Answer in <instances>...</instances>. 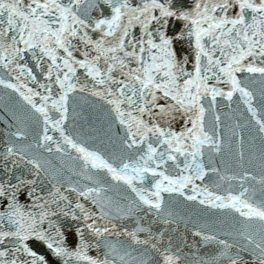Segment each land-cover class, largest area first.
Returning <instances> with one entry per match:
<instances>
[{"label": "snow or ice", "instance_id": "obj_1", "mask_svg": "<svg viewBox=\"0 0 264 264\" xmlns=\"http://www.w3.org/2000/svg\"><path fill=\"white\" fill-rule=\"evenodd\" d=\"M0 108V264H264V0H0Z\"/></svg>", "mask_w": 264, "mask_h": 264}, {"label": "water", "instance_id": "obj_2", "mask_svg": "<svg viewBox=\"0 0 264 264\" xmlns=\"http://www.w3.org/2000/svg\"><path fill=\"white\" fill-rule=\"evenodd\" d=\"M177 47H180L179 45H177ZM223 108V110H222V114L223 113H227V112H229L230 111V109L229 110H225L226 109V107H222ZM228 109V108H227ZM220 110V109H219ZM3 113H2V108H0V115H2ZM224 119V117H223V115H222V120ZM4 130V129H3ZM3 130H2V134H3ZM2 140H3V138L0 136V147H2Z\"/></svg>", "mask_w": 264, "mask_h": 264}]
</instances>
